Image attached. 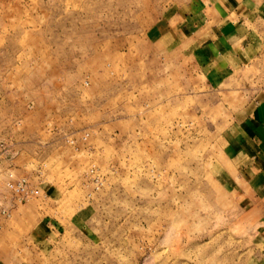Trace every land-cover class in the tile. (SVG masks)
<instances>
[{"label": "rangeland", "instance_id": "obj_1", "mask_svg": "<svg viewBox=\"0 0 264 264\" xmlns=\"http://www.w3.org/2000/svg\"><path fill=\"white\" fill-rule=\"evenodd\" d=\"M213 3L0 0V264L263 263L221 137L264 50L211 86L192 27Z\"/></svg>", "mask_w": 264, "mask_h": 264}, {"label": "crops", "instance_id": "obj_2", "mask_svg": "<svg viewBox=\"0 0 264 264\" xmlns=\"http://www.w3.org/2000/svg\"><path fill=\"white\" fill-rule=\"evenodd\" d=\"M215 1L208 9L213 15L203 16L192 27L197 66L213 87L239 68L241 58L247 65L264 50V0ZM237 127L241 133L228 136L225 132L221 137L224 153H231L225 157L231 163L230 178L237 182V191L248 192L259 201L263 212L257 233L264 243V88Z\"/></svg>", "mask_w": 264, "mask_h": 264}, {"label": "built area", "instance_id": "obj_3", "mask_svg": "<svg viewBox=\"0 0 264 264\" xmlns=\"http://www.w3.org/2000/svg\"><path fill=\"white\" fill-rule=\"evenodd\" d=\"M7 186L14 192V194L18 197L19 201L32 192L29 188L28 181L24 177H21L15 181H12L11 178L7 182Z\"/></svg>", "mask_w": 264, "mask_h": 264}]
</instances>
